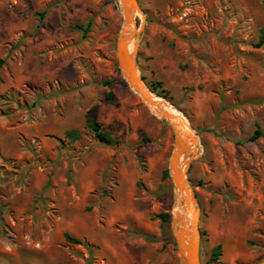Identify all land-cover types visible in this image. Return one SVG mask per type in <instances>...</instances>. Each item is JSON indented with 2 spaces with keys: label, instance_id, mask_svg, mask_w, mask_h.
Instances as JSON below:
<instances>
[{
  "label": "rangeland",
  "instance_id": "rangeland-1",
  "mask_svg": "<svg viewBox=\"0 0 264 264\" xmlns=\"http://www.w3.org/2000/svg\"><path fill=\"white\" fill-rule=\"evenodd\" d=\"M136 1L138 71L196 133L185 173L200 263L256 264L264 0ZM121 24L118 0H0V264H179L173 129L118 70ZM88 111L115 144L93 137ZM69 130L79 138H66ZM159 213L169 215L163 230Z\"/></svg>",
  "mask_w": 264,
  "mask_h": 264
},
{
  "label": "water",
  "instance_id": "water-1",
  "mask_svg": "<svg viewBox=\"0 0 264 264\" xmlns=\"http://www.w3.org/2000/svg\"><path fill=\"white\" fill-rule=\"evenodd\" d=\"M118 2L122 11V24L117 35L114 52L118 70L127 85L145 103L151 104L150 92L138 71L133 49H129V45L132 41H136L139 33L135 19L140 9L136 0H118ZM156 113L158 117L172 121V153L169 161L171 181L174 188L184 192L182 202L179 204L180 210L176 213L174 225H172L179 254V264H201L197 230L198 209L185 173L189 160L196 153V133L187 121V126H185L182 115L178 117L163 110ZM186 127L192 132H189ZM181 159H184V165L181 164ZM256 264H264V259Z\"/></svg>",
  "mask_w": 264,
  "mask_h": 264
},
{
  "label": "trees",
  "instance_id": "trees-1",
  "mask_svg": "<svg viewBox=\"0 0 264 264\" xmlns=\"http://www.w3.org/2000/svg\"><path fill=\"white\" fill-rule=\"evenodd\" d=\"M264 43V31L262 30L261 32V37L259 39V42L257 43L258 45H261ZM4 63V59H0V68L2 67ZM150 87L153 89H159L161 88L162 84L159 81L151 82L149 84ZM157 95H160V93L157 92ZM107 100L111 102L113 100L111 92L107 93ZM85 122L87 127L90 129V131L93 134V137L98 140L99 142L106 144V145H111L115 144L116 141H114L106 132L100 131V126L99 124L93 120L90 116V112L88 111L85 115ZM261 132L259 130H255L253 134L250 137V140H254L257 138ZM65 137L70 139V140H76L79 138V133L76 130H69L65 133ZM163 176H167V171H164ZM157 218L160 219V228L161 230L164 229V223L168 221L169 215L167 213H159L156 215ZM64 238L66 241L74 243V244H79L80 241L78 239L70 237L68 234H64ZM220 255V245L216 244L215 246L212 247L211 249V260L215 261L217 257Z\"/></svg>",
  "mask_w": 264,
  "mask_h": 264
},
{
  "label": "bare ground",
  "instance_id": "bare-ground-1",
  "mask_svg": "<svg viewBox=\"0 0 264 264\" xmlns=\"http://www.w3.org/2000/svg\"><path fill=\"white\" fill-rule=\"evenodd\" d=\"M129 49L130 50L133 49V45L132 44L129 45ZM148 90L150 92V99H151L152 103L151 104L145 103V104L147 105V107L149 108V110L155 116L158 117V115H157L156 112L163 110V111H166V112L173 113L174 115H176L178 117H181V113L179 111L175 110L170 105H168L166 102H164L150 88H148ZM182 121L184 122L185 126H187L186 120L184 118H182ZM169 123H170L169 125H171L172 121L169 120ZM171 127H172V125H171ZM186 129H188L189 132H192L188 127H186ZM180 162H181L182 165H184V163H185L184 159H181ZM183 195H184V192H181L177 188H175V198H176L175 200H176V202H175V204H174V206L172 207V210H171V215H172L171 225H174V218H175L176 213L179 212V210H180L179 204L182 202V196Z\"/></svg>",
  "mask_w": 264,
  "mask_h": 264
}]
</instances>
